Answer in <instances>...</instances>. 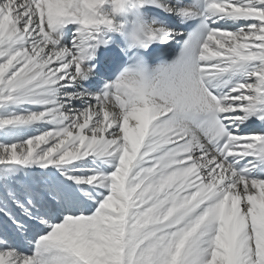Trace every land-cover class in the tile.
I'll use <instances>...</instances> for the list:
<instances>
[{"label": "snow or ice", "instance_id": "1", "mask_svg": "<svg viewBox=\"0 0 264 264\" xmlns=\"http://www.w3.org/2000/svg\"><path fill=\"white\" fill-rule=\"evenodd\" d=\"M0 264H264V0H0Z\"/></svg>", "mask_w": 264, "mask_h": 264}]
</instances>
